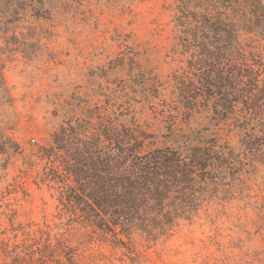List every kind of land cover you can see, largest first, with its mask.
Returning a JSON list of instances; mask_svg holds the SVG:
<instances>
[{"label":"trees","instance_id":"trees-1","mask_svg":"<svg viewBox=\"0 0 264 264\" xmlns=\"http://www.w3.org/2000/svg\"><path fill=\"white\" fill-rule=\"evenodd\" d=\"M50 1L0 0V101L8 96L3 70L5 55L16 51V31L48 20ZM173 1L174 52L185 66L166 82L169 99L161 100L156 117L144 106L166 88L130 59L122 64L129 86L86 104L41 150L40 181L58 192L69 225L84 235L14 229L22 238L0 241V264H88L81 248L95 241L125 249L130 264H147L133 247L135 236L170 238L206 205L228 200L244 163L264 154V66L243 38L264 39V6L259 0ZM137 77L134 93L142 102L129 94Z\"/></svg>","mask_w":264,"mask_h":264},{"label":"rangeland","instance_id":"rangeland-1","mask_svg":"<svg viewBox=\"0 0 264 264\" xmlns=\"http://www.w3.org/2000/svg\"><path fill=\"white\" fill-rule=\"evenodd\" d=\"M259 1L264 6V0ZM49 8L48 20H31L32 28L16 31V51L5 55L8 96L0 101V241L15 234L20 240L22 231L13 232L18 228H48L53 234L68 230L66 234L81 239L84 230L69 225L58 192L40 181L45 167L41 150L51 145L50 136L62 122L80 116L86 104L102 102L109 91L129 86L122 64L141 63L162 88L185 66L174 52L173 0H54ZM243 38L264 66V39ZM139 80L134 79L129 94L142 102L134 93L140 90L134 87ZM170 90L144 102L150 119L161 110V100L169 99ZM261 155L244 163L228 200L206 205L170 238L152 242L135 236L136 252L147 264H264ZM81 251L88 264H130L125 249L108 243L86 242Z\"/></svg>","mask_w":264,"mask_h":264}]
</instances>
